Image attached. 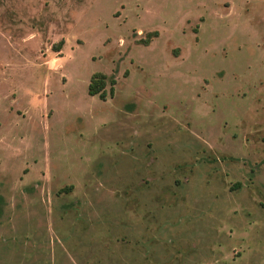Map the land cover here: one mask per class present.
<instances>
[{
	"label": "rangeland",
	"instance_id": "1",
	"mask_svg": "<svg viewBox=\"0 0 264 264\" xmlns=\"http://www.w3.org/2000/svg\"><path fill=\"white\" fill-rule=\"evenodd\" d=\"M0 264H264V0H0Z\"/></svg>",
	"mask_w": 264,
	"mask_h": 264
},
{
	"label": "trees",
	"instance_id": "2",
	"mask_svg": "<svg viewBox=\"0 0 264 264\" xmlns=\"http://www.w3.org/2000/svg\"><path fill=\"white\" fill-rule=\"evenodd\" d=\"M158 32H154L157 34ZM149 40H146L145 43H149ZM116 83V79L113 76H109L107 73L103 71H97L92 74L89 82L88 92L91 95H98L102 99H106L108 96V85H111L110 92L114 94V85Z\"/></svg>",
	"mask_w": 264,
	"mask_h": 264
}]
</instances>
